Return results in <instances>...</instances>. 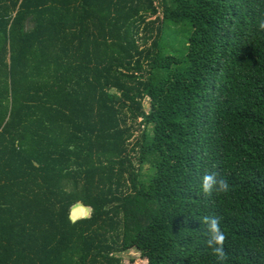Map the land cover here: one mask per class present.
<instances>
[{
	"label": "trees",
	"instance_id": "obj_1",
	"mask_svg": "<svg viewBox=\"0 0 264 264\" xmlns=\"http://www.w3.org/2000/svg\"><path fill=\"white\" fill-rule=\"evenodd\" d=\"M264 0H0V264H264ZM150 104V109L146 108ZM216 171L227 193L205 196ZM91 217L71 220L76 204Z\"/></svg>",
	"mask_w": 264,
	"mask_h": 264
},
{
	"label": "clouds",
	"instance_id": "obj_2",
	"mask_svg": "<svg viewBox=\"0 0 264 264\" xmlns=\"http://www.w3.org/2000/svg\"><path fill=\"white\" fill-rule=\"evenodd\" d=\"M257 27L260 31H264V15L258 18ZM201 190L205 196H211L213 193H227L230 190V185L228 180L218 172L206 171L201 178ZM202 224L207 226V248L216 257L217 264H226L228 254L224 246L227 236L221 228V217L218 215H205L202 218Z\"/></svg>",
	"mask_w": 264,
	"mask_h": 264
},
{
	"label": "rangeland",
	"instance_id": "obj_3",
	"mask_svg": "<svg viewBox=\"0 0 264 264\" xmlns=\"http://www.w3.org/2000/svg\"><path fill=\"white\" fill-rule=\"evenodd\" d=\"M146 108L150 109V104L146 105ZM123 264H147V261L141 256V253L136 249L129 250L122 254Z\"/></svg>",
	"mask_w": 264,
	"mask_h": 264
},
{
	"label": "water",
	"instance_id": "obj_4",
	"mask_svg": "<svg viewBox=\"0 0 264 264\" xmlns=\"http://www.w3.org/2000/svg\"><path fill=\"white\" fill-rule=\"evenodd\" d=\"M92 209L79 203L73 206L71 211V220L78 221L83 218L91 217Z\"/></svg>",
	"mask_w": 264,
	"mask_h": 264
}]
</instances>
